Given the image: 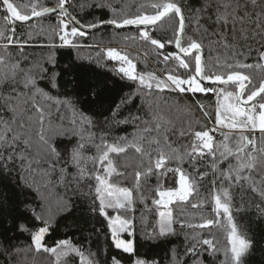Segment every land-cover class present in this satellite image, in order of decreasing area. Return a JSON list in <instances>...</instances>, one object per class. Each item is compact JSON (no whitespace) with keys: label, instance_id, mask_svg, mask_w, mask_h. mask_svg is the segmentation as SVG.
I'll list each match as a JSON object with an SVG mask.
<instances>
[{"label":"snow or ice","instance_id":"6c2138e0","mask_svg":"<svg viewBox=\"0 0 264 264\" xmlns=\"http://www.w3.org/2000/svg\"><path fill=\"white\" fill-rule=\"evenodd\" d=\"M198 3L199 7L184 0H150L147 5L141 4L136 13L128 14L123 7L117 8L116 0H84L76 5L79 9H109L113 15L107 20L82 23L68 11L66 5L72 6L69 0H57L55 7L34 3L26 13L18 10L12 0H0L6 12L0 24V182L11 185L15 192V215L7 230L12 234H0V257L4 264H13L23 251L14 241L18 242L25 233L31 240L28 247L50 253L56 264H71L77 258L79 264H124V255L130 258V264H159L138 253L135 239V205L137 200L143 202L144 197H134V191L139 192L153 176L157 188L152 204L157 206L158 227L152 233L146 232V238L159 240L183 234V254L177 258L173 249V264H206L205 256L214 258L222 249L213 238H202L201 233L206 230L211 237L212 226L218 221L201 217V223H191L186 211L189 206H203V200L197 201L198 187L209 173L201 171L199 165L206 158H210L209 182L213 189L219 183V191L212 196L213 212L217 216L222 212L228 219L230 247L223 249L222 264H244L253 242L238 232L233 221L231 189L256 194L260 202L255 208L264 215V78L255 83L254 77L246 73L253 68L264 69V0ZM51 13H59L51 31L60 44L43 46L76 47L72 38L85 37L87 30L103 25L117 29L135 26L138 36L124 39H138L152 46L157 60L165 65L166 75L139 72L129 53L107 48V59L118 65L117 75L136 82L138 87L131 94L117 95L102 111H92L91 107L88 111L77 109L71 100L46 90L66 87L70 81H65L63 74L69 69L58 70L53 54L46 61L50 67L29 61L23 49L31 42L17 36V22L23 24ZM171 20L176 22L171 28V39L152 35L153 28ZM187 24L194 25L192 35H188ZM166 46H174L175 51L165 54ZM10 47L18 49V54L14 56L8 50ZM250 59L254 63H248ZM169 61L173 64L169 65ZM175 69H182L183 73ZM87 91L96 101L94 105L103 108L102 93L91 86ZM164 93L176 94L177 103L183 102L185 95L211 94L216 99L214 117L209 116L202 101H194L207 119L214 118L215 127L192 133L189 144L182 146V154L173 147L168 129L162 128L156 111L160 107L158 98ZM137 96L148 102L146 110L140 108L133 113L129 106L135 107ZM118 124L133 125L136 133L132 141L122 136L108 142L111 128ZM256 131L260 134L259 146L252 135ZM214 132L223 137L218 143ZM184 135L180 132V136ZM230 139H234V148L229 146ZM88 146L95 147L96 156L85 155ZM129 148L140 154L141 164L126 175L118 171L114 156L127 155ZM89 162L91 169L86 166ZM173 163L177 166L171 167ZM184 163L192 169L191 173L182 167ZM129 175L133 187H121L120 182ZM173 177H178L174 180L177 186L165 189L162 181ZM54 191L58 211L62 213H73L79 203L86 205L85 225L94 217L105 229L103 236L108 248L86 253L70 239L55 241L53 246L45 244V237L52 230L50 207ZM173 204L181 213L178 218L173 217L170 209ZM175 225H179L180 231ZM184 229L191 231L184 233ZM92 231L97 237L101 235L99 229ZM125 233L128 239L124 238ZM111 250L120 255L109 254Z\"/></svg>","mask_w":264,"mask_h":264},{"label":"trees","instance_id":"16d2710c","mask_svg":"<svg viewBox=\"0 0 264 264\" xmlns=\"http://www.w3.org/2000/svg\"><path fill=\"white\" fill-rule=\"evenodd\" d=\"M12 2L19 6L22 13L30 12L31 6L34 3H38L45 7H55L57 0H12ZM84 0H69L72 5L68 8V11L72 15L76 16L77 20L82 23H92L101 19L107 20L112 17V12L109 9H79L76 5L83 3ZM91 3V0H88ZM150 0H116L117 8L123 7L125 13L134 14L138 11L141 4L147 5ZM185 3L199 7L198 0H184ZM27 6V7H25ZM6 15L4 6L0 4V24L3 23V17ZM57 14H50L44 17L31 19L28 22L21 24L16 23L17 36L24 40H29L30 46H26L23 51L27 54L29 61L35 63L39 62L44 67H50L46 63L50 54H53L60 68H67L69 71L64 75L65 81H70L66 87H61L58 90H51L53 95H59L61 98H67L71 100L77 109L88 111L91 107L92 111H102L107 107L108 101L115 99L117 95L131 94L136 91L138 84L136 82L127 80L117 75L116 68L117 63L107 59L106 49L113 47L118 50L127 52L130 57L134 59L137 65V71L139 72H154L157 76L163 77L166 75L165 65L162 60H157L155 50L152 46L146 45L144 42L139 41H126V36H138V30L136 27L128 29H116L109 25L100 27L94 32L87 33L85 37L72 38L73 44L76 47H56L49 48L43 45L54 42L59 45L60 41L58 36L52 33V28L56 26ZM175 21H167L163 23L161 27L153 28L152 35L159 39H171L173 33L171 28L175 26ZM10 27V26H9ZM190 29L188 35H192L191 29L194 28L193 24H187ZM13 55L18 54V49L10 47L8 49ZM175 51L174 46H166L164 49L165 54ZM147 53V54H146ZM207 55V50L205 51ZM248 63H254L253 60L247 61ZM173 62L169 61V65ZM23 66V65H22ZM179 73H183L182 69H175ZM247 74L254 77V82L259 83L261 78H264V69L253 68L246 70ZM80 84V87H77ZM88 86H91L95 91L102 93L100 100L104 102L103 108H99L94 105L96 101L89 97L87 91ZM229 90H233L229 88ZM179 97L174 93H164L158 98L160 107L156 110L162 128H167V135L170 141H173V147L180 150L183 153V147L187 146L190 142V136L195 131H200L205 127H215L214 118L207 119L203 112L198 108L194 101H202L209 116L214 117L216 108V99L213 95L203 96L197 94L195 97L185 95L183 102L177 103ZM166 101V103H165ZM147 99L142 100L140 96L135 98V107L129 106L133 113H137V109L145 108ZM91 114V112H89ZM142 114V113H141ZM66 116H70V112L65 113ZM127 115V113H126ZM95 130V129H94ZM185 132L186 135L180 136V132ZM223 131L228 132V129ZM136 133V129L131 124H118L111 128L108 142L119 137L126 136L129 141L133 140V136ZM215 141L220 142L223 137L219 132L212 133ZM235 132L231 133V136L235 137ZM257 145L260 144V134L255 132ZM99 143V141H96ZM229 146L234 148V139L229 140ZM86 156H96L97 152L94 146H88L85 150ZM138 153L134 148H129L127 155L121 154L119 157H115V163L118 171L125 172L126 175L132 173L133 169L141 164ZM234 162V161H233ZM146 164V161L144 162ZM127 165V167H125ZM89 169L93 166L89 162L86 165ZM176 167L175 163L170 165ZM182 167L192 172V169L187 163H184ZM201 171H208L209 175L204 181L200 182L198 191L200 196L197 201L203 200V206L201 208L193 209L190 206L186 211L189 215V222L199 224L201 223V217L214 218L218 223L212 226L211 237H209L207 231L201 233L202 238H213L214 244L222 251L217 253L216 257L209 258L205 256L206 264H222L225 260L223 249L230 247L228 243V219L227 215L221 212L220 215H216L213 212L212 196L216 191H219V183L216 189H213L209 180L212 177V170L210 167V158H206V161L199 165ZM226 165H221V168ZM171 173L169 176L171 177ZM115 179V177L113 178ZM174 180H178V177L172 179H165L162 181L165 189L176 187ZM121 187L132 188L131 175L126 180L120 182ZM157 188L156 177H151L147 184H143L139 192L134 191V197L142 195L144 197L143 202L137 200L136 207V246L138 253L146 259H155L159 264H173L172 250L175 249L177 258H180L183 254L184 235L176 237H167L159 240L147 239L145 233H152L154 228L158 227V211L157 206L152 204V199L155 197V189ZM232 196V217L233 221L238 229V232L245 236L247 239L252 240L253 245L249 253L244 257V264H264V215H261L255 208V204L259 203V199L256 194L251 192H241L238 188L231 189ZM7 199H4V197ZM15 200V192L11 185L6 182H0V234L12 233L7 231L9 225L12 223L15 213L12 211L13 201ZM173 213V217L178 218L181 213L176 204L170 206ZM50 212L52 214V230L50 235L45 237V244L47 246H53L55 241L61 239H70L72 242L82 247L85 252H96L98 248H108V243L105 241L103 233L104 227L97 223L94 217L89 219L87 225H85V218L87 217L86 205L79 203L77 209L71 214H66L58 211L57 202L55 199V191L53 193V199L51 201ZM143 217V218H142ZM177 231H180L179 225H175ZM92 229H99L101 235L97 237ZM190 229H184V233L190 232ZM91 237V239H85ZM124 238L128 239L127 234H124ZM2 239V236H0ZM18 245L23 249L18 256L15 257L13 264H56V258L50 253L36 251L28 246L31 244V240L27 233L19 237ZM109 254L120 255L115 250H111ZM124 264H130V258L124 255ZM0 264H4V260L0 257ZM71 264H79L78 258L71 261Z\"/></svg>","mask_w":264,"mask_h":264},{"label":"water","instance_id":"95a60500","mask_svg":"<svg viewBox=\"0 0 264 264\" xmlns=\"http://www.w3.org/2000/svg\"><path fill=\"white\" fill-rule=\"evenodd\" d=\"M51 14H57V13H51ZM48 15H50V14H48ZM45 16H47V15H45ZM32 19H36V17H33ZM104 26H106V25H103V26H100V27H104ZM109 26L115 28V27L112 26V25H109ZM100 27H98V28H96V29L87 30V33L94 32V31L98 30ZM131 27H135V26H128V27L121 28V29H128V28H131ZM116 29H117V28H116ZM119 30H120V29H119Z\"/></svg>","mask_w":264,"mask_h":264},{"label":"rangeland","instance_id":"374dc122","mask_svg":"<svg viewBox=\"0 0 264 264\" xmlns=\"http://www.w3.org/2000/svg\"><path fill=\"white\" fill-rule=\"evenodd\" d=\"M256 132H259V131H256Z\"/></svg>","mask_w":264,"mask_h":264}]
</instances>
